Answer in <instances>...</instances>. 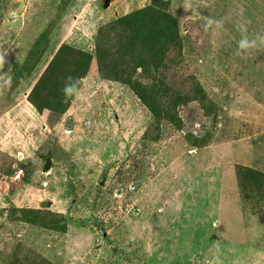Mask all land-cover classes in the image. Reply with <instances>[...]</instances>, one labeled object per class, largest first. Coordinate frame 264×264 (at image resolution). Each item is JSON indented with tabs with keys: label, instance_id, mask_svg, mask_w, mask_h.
Masks as SVG:
<instances>
[{
	"label": "rangeland",
	"instance_id": "rangeland-1",
	"mask_svg": "<svg viewBox=\"0 0 264 264\" xmlns=\"http://www.w3.org/2000/svg\"><path fill=\"white\" fill-rule=\"evenodd\" d=\"M169 1L181 43L135 74L165 84L161 117L91 73L49 124L26 95L56 48L94 53L100 27L149 0H0V264H264V192L235 178L264 174V0Z\"/></svg>",
	"mask_w": 264,
	"mask_h": 264
},
{
	"label": "trees",
	"instance_id": "trees-1",
	"mask_svg": "<svg viewBox=\"0 0 264 264\" xmlns=\"http://www.w3.org/2000/svg\"><path fill=\"white\" fill-rule=\"evenodd\" d=\"M95 38L94 53L61 43L31 87L26 97L27 101L39 114H43L44 111L49 113L50 117L47 118L49 124L52 117L51 121H58L76 96L65 98L63 88L66 83L78 81L79 91L82 80L95 64L97 78L116 81L126 86L149 112L159 119L162 107L168 103L159 96L160 85L165 84L154 80L149 85L135 77V74L137 69L144 74L151 68L157 70L162 67L168 50L181 43L178 21L170 11V1L149 0L144 7L107 22L98 29ZM42 55L43 51L40 50L35 56L33 66L27 61L23 62L17 74L28 77ZM25 70L26 72H23ZM188 99L187 94L176 93L172 101L183 104ZM235 169L237 186L243 196L248 185H252L255 194H263V173L243 165H236ZM259 178L262 179L258 180ZM28 212L31 214L32 211ZM41 216L35 215L33 218L29 216V220L40 222ZM58 221L56 220V223Z\"/></svg>",
	"mask_w": 264,
	"mask_h": 264
},
{
	"label": "clouds",
	"instance_id": "clouds-1",
	"mask_svg": "<svg viewBox=\"0 0 264 264\" xmlns=\"http://www.w3.org/2000/svg\"><path fill=\"white\" fill-rule=\"evenodd\" d=\"M218 26H219V22H217ZM264 39V38H262ZM239 49L241 50H247V49H251L256 47V40H249L247 38V36H244L240 41H239V45H238ZM58 49V47L56 48V50ZM55 50V51H56ZM55 53V52H54ZM53 53V54H54ZM51 59V58H50ZM87 77V76H86ZM70 80L72 79L71 77L69 78ZM79 82H74V83H66L65 87L63 88V93L65 95V98L67 99L68 97H71L73 95H77L78 94V87L77 84ZM52 166V164H51ZM51 169V168H50ZM24 171V170H23ZM24 176V174H23ZM23 178V177H22ZM15 183V182H14ZM17 183V182H16Z\"/></svg>",
	"mask_w": 264,
	"mask_h": 264
},
{
	"label": "crops",
	"instance_id": "crops-1",
	"mask_svg": "<svg viewBox=\"0 0 264 264\" xmlns=\"http://www.w3.org/2000/svg\"><path fill=\"white\" fill-rule=\"evenodd\" d=\"M48 63V62H47ZM47 63H45L44 64V67L46 66V64ZM94 66V65H93ZM91 68H93V69H91L90 71H89V74L87 75V77H89V76H92L93 74H95V76H96V68H95V66L94 67H91ZM42 69H44V68H42ZM91 73H93L92 75H91ZM33 86V85H32ZM31 86V87H32ZM31 87H30V89H31ZM30 89H29V91H30ZM29 91L27 92V95H28V93H29ZM27 95H26V97H27ZM28 102V101H27ZM29 103V102H28ZM30 104V103H29ZM31 105V104H30ZM32 106V105H31ZM33 107V106H32ZM34 108V107H33ZM36 114L38 115L39 113L38 112H36ZM26 117V116H25ZM62 118V117H61ZM27 120H30V121H33V120H36V119H34V118H31V119H28L27 118ZM38 123V122H37ZM43 126H45V125H43ZM20 147V146H19ZM5 150V149H4ZM22 151H23V149H21ZM0 151H2V152H4L3 150H0ZM20 151V150H19ZM15 157L16 158H18L19 160L20 159H23L24 157H25V155L21 152V154L20 153H16V155H15ZM28 180V179H27ZM24 185H29L28 183L26 184H24ZM263 258H264V255H263Z\"/></svg>",
	"mask_w": 264,
	"mask_h": 264
},
{
	"label": "water",
	"instance_id": "water-1",
	"mask_svg": "<svg viewBox=\"0 0 264 264\" xmlns=\"http://www.w3.org/2000/svg\"><path fill=\"white\" fill-rule=\"evenodd\" d=\"M42 160H43V165H42V168H41V173L42 174H46L51 168L52 161H51V159H50V157L48 155L42 157ZM45 203L49 204L50 202L46 201Z\"/></svg>",
	"mask_w": 264,
	"mask_h": 264
},
{
	"label": "built area",
	"instance_id": "built-area-1",
	"mask_svg": "<svg viewBox=\"0 0 264 264\" xmlns=\"http://www.w3.org/2000/svg\"><path fill=\"white\" fill-rule=\"evenodd\" d=\"M24 171L22 168H15L11 177H10V181L11 182H19L22 180Z\"/></svg>",
	"mask_w": 264,
	"mask_h": 264
}]
</instances>
